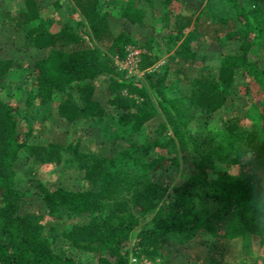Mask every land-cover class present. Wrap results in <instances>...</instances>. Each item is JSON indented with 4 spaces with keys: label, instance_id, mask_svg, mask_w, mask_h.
Segmentation results:
<instances>
[{
    "label": "trees",
    "instance_id": "16d2710c",
    "mask_svg": "<svg viewBox=\"0 0 264 264\" xmlns=\"http://www.w3.org/2000/svg\"><path fill=\"white\" fill-rule=\"evenodd\" d=\"M72 1L89 24L84 37L74 35L67 24L50 29L42 21L37 0H24L14 19L16 25L39 19L40 24L32 29L31 41L48 50L21 66L22 76H31L33 84L32 91L22 95V102L11 103L0 95V264H126L130 251L139 258L159 255L155 264H168L161 252L168 236L174 232L189 235L201 225H209L211 216L223 219V215H228L227 226L220 231L224 236L254 230L253 218L264 213V185L254 172L241 176L217 169L211 152L205 151L200 157L192 156L194 170L181 182L169 187L160 174L171 171L178 163L173 151L175 141L184 145L191 137L184 127L190 116L189 106L199 108L207 116L223 106L236 69L246 76L239 93L247 95L259 120L264 122V61L250 59L248 55L262 35L261 25L251 15V8L260 0H226L234 15L217 18L204 12L181 13L180 0H110L107 6L101 0ZM156 4L160 13H156ZM156 14L165 21L174 14L173 31L178 35L185 33L172 57L179 60L178 70L184 76L196 62L195 52L189 49L190 41L199 37L208 41L241 39L238 51L219 55L214 73L189 79L184 96L188 105L165 92L168 64L163 65L157 77L147 73V84L113 73L111 55L124 56L132 41L131 31ZM117 22L115 32L113 25ZM92 38L105 45L110 54L100 51ZM157 58L150 48L142 51L139 68L146 70ZM11 68L12 59L0 57V92ZM103 71L111 73L116 84L108 100L114 107L111 113L93 97V80ZM73 85L78 99L62 101L58 112L70 121L88 117L104 120L113 128L111 137L123 138L126 143L113 153L89 155L82 162L84 178L97 186L49 187L41 178L35 180L32 192L41 196L49 214L88 217L61 231L53 225L46 230L40 215L19 211L24 192L16 185L14 166L23 152L32 164L59 162L72 145L30 143L23 136L21 121L28 120L35 105L51 101L55 90L67 92ZM148 86L155 90L157 103L151 100ZM158 108L173 135L149 139L144 135L145 123L157 114ZM243 118L231 119L218 132L219 149L226 148L234 154L239 147L254 149L262 128L258 122L245 125ZM164 126L160 124L161 129ZM155 148L161 151L151 156ZM231 207H236V211L230 215ZM148 211L152 215L142 223V216ZM212 233L217 234L216 230ZM59 234L68 240V251L63 250L65 246L56 248L54 240Z\"/></svg>",
    "mask_w": 264,
    "mask_h": 264
},
{
    "label": "rangeland",
    "instance_id": "374dc122",
    "mask_svg": "<svg viewBox=\"0 0 264 264\" xmlns=\"http://www.w3.org/2000/svg\"><path fill=\"white\" fill-rule=\"evenodd\" d=\"M101 1L107 6L110 0ZM180 1L179 12L181 13L204 12L211 18L234 15L226 0ZM37 2L42 13V21L48 24L50 29L57 30L61 25L67 24L70 31L77 37L88 35L89 24L74 7L72 0H37ZM23 4L24 0H0V57L12 59V68L5 74L0 95L11 103L21 101L22 95L33 89L32 77L24 78L21 66L44 55L48 50L47 47L34 46L31 41L32 29L38 25L39 19L30 20L22 25L14 24L17 12ZM251 9L252 17L262 27V35L255 40L248 55L250 59L264 61V0H260L259 4ZM160 12L161 8L158 5L156 13ZM175 18L173 14L168 21H165L160 18L159 14H156L148 18L143 26L131 31L132 41L127 46L134 45L140 51L150 48L158 55L152 66L146 70L139 68L140 71L131 69V62L126 59V50L124 56L111 55L113 73L121 78L139 79L147 84V73H153V76L157 77L162 73L163 65L168 64L165 92L167 96L174 97L181 100L184 105H188L184 96L189 89V79L200 74L214 73L219 55L224 52L238 51L241 39L223 38L220 41H208L199 37V40L190 41L189 49L195 52L196 62L188 67L187 75L184 76L178 70L179 60H176L177 57L172 58L178 52L177 49L185 36V33L178 35L173 31ZM118 27L117 22L113 25V30L116 32ZM90 40L100 51L110 54L105 45L99 44L94 38ZM93 82V97L106 107L108 113L113 112L114 107L108 100L115 91V79L112 78L111 73L103 71ZM245 83L246 76L242 70L236 69L233 81L227 87L229 97L226 103L210 116L205 115L199 108L189 106L190 116L187 117L184 127L187 132H191V137L187 138L188 141L184 145L175 141L173 151L178 163L171 171H164L160 174V179L167 182L169 187L181 182L193 172L192 156L200 157L205 151L211 152V158L217 169H225L241 176L254 172L264 185V122L259 120L256 108L251 105V100L247 95L239 93V86ZM147 92L151 100L157 103L155 90L148 86ZM77 93L74 85L67 92L55 90L51 101L35 105L28 120L21 121L23 136H26L30 143L72 145L68 151L63 152L59 162L46 161L32 164L27 162V157L23 152L14 166L16 185L24 192L19 211L33 213L35 216L40 215L46 230L53 225L56 230L58 229L57 231H61L69 227L72 222H83L88 217L81 215L69 218L65 214H49L41 196L32 192L35 180L41 178L49 187L62 185L80 189L97 186L95 183L89 184L84 178L82 162L88 159L89 155L104 156L113 153L126 143L123 138L111 137L110 133L113 128L108 126L104 120L88 117L70 121L58 112L59 103L68 98L77 100ZM235 117H244L245 125L251 122L260 124L263 132L257 139V145L253 147L254 151L252 148L241 149L239 147L237 153L234 154L231 151L227 152L226 148L219 149L218 145L221 142L218 132ZM161 123L165 124L163 129L160 128ZM144 135L149 139L173 135L170 124L160 109L145 123ZM160 151L161 149L158 148L152 149L150 155H155ZM234 155H236V160L233 159ZM235 211L236 207H231L230 215ZM151 215V211L145 213L141 222L147 221ZM227 217V214L223 215V219L211 216L209 225L203 224L189 235L171 233L161 246L162 256L169 260L168 264H264V213L253 218L254 230H245L233 236L220 234V231L227 226ZM214 230L217 234L212 233ZM54 241L56 248L62 249L65 246L63 250H69L68 240L63 235L59 234ZM128 246L130 250L133 248L132 240L129 241ZM130 255L134 254L130 251ZM143 257L152 259L154 263L160 260L159 255L153 258Z\"/></svg>",
    "mask_w": 264,
    "mask_h": 264
},
{
    "label": "built area",
    "instance_id": "2783aa9c",
    "mask_svg": "<svg viewBox=\"0 0 264 264\" xmlns=\"http://www.w3.org/2000/svg\"><path fill=\"white\" fill-rule=\"evenodd\" d=\"M134 45H128L126 47L127 55L126 59L131 62V69L140 71L139 69V54L142 52L138 48H134ZM133 48V49H132ZM127 63V62H126ZM126 264H155L152 259L147 257L139 258L135 255H129V259Z\"/></svg>",
    "mask_w": 264,
    "mask_h": 264
}]
</instances>
